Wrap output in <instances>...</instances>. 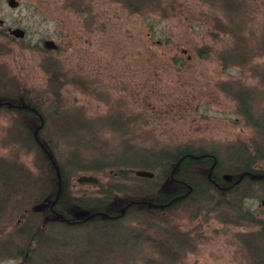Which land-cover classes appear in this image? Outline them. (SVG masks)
<instances>
[{"label":"rangeland","instance_id":"rangeland-1","mask_svg":"<svg viewBox=\"0 0 264 264\" xmlns=\"http://www.w3.org/2000/svg\"><path fill=\"white\" fill-rule=\"evenodd\" d=\"M16 1L0 0V100L40 121L0 108V264H264V172L170 210L143 196L177 187L163 167L182 149L213 152L219 178L252 158L264 171V0ZM59 166L72 215L114 214L59 219Z\"/></svg>","mask_w":264,"mask_h":264},{"label":"trees","instance_id":"trees-1","mask_svg":"<svg viewBox=\"0 0 264 264\" xmlns=\"http://www.w3.org/2000/svg\"><path fill=\"white\" fill-rule=\"evenodd\" d=\"M8 95L9 94L2 96L1 98L3 100L8 101V99L15 100L16 97H18L17 95H12V96H8ZM23 99L26 101L25 103L27 105H29L30 107L33 106V104H31V101H28L25 98H23ZM15 112L18 113L19 115L25 114V115L29 116L28 119L30 121L32 120L33 122L40 119L39 113H38V116H36L32 111L29 112L26 109L25 110L24 109L15 110ZM38 121H40V120H38ZM23 131L27 132L26 134H28L29 129L26 126H23ZM24 140H25V142L30 140L29 145L31 144V142L34 143V141L31 137H28L27 139H24ZM35 144L36 143H34V147L36 149H38V152L41 153L42 150L40 148V144L39 143H37L36 145ZM259 152H260V150H257V152H256L257 157H259V155H260ZM44 153L42 152L41 155H42L43 159H44V157H45V159H47V157ZM69 162H71V161H69ZM250 162L251 163L249 165L237 167L234 171L235 172L234 176H236V178H238L240 175L243 174L242 180L240 181L241 183L249 180V176L253 172H255V173L256 172H260V173L264 172V171H261L260 169H257V170L253 169L250 166L252 163L255 162L254 158H252V160ZM211 166H212V168H210ZM197 167L198 168L200 167L203 170L209 169V172H210L209 178L219 182V176L216 175V171L219 169V164H218L217 158L213 152H208V151H204V150H200L199 152H195L193 150L182 149V150L177 151L176 153L168 155L167 161L165 163V167H163V173L165 175V178L170 177L172 182L175 183L177 185V187H181V190L176 191L175 193L174 192L171 193L170 189H166L167 186L164 189L152 187V190H146L143 192L144 198L147 199V202H151L150 205H153V206L158 207V208H163L164 210H170L173 207L179 205V203L184 201V200L189 201V203H191V204H194V203L198 204L199 200H197L198 198H196V196L197 195H201V196L203 195V190L201 189V187H203L204 189H207V190L209 189L210 179H208L207 176L204 178L203 175L200 176L198 173H196V169H194V168H197ZM192 169H194L195 172H193ZM254 170H256V171H254ZM7 171H11V168L9 166L4 167L2 165V163L0 162V174H3ZM49 171L51 173L49 174V177L47 178L48 181L46 183V195H48V194L53 195L55 188H56L52 185V183H54L55 173L50 167H49ZM58 173H59V180H58L59 190L56 193V201H55L54 205L52 206L51 210L54 211L53 213L55 215H59V218L60 217H66V216L69 217L72 202L70 201V198L66 197L67 196L66 192H65L66 182H65V176H64V173L61 169V166H59V168H58ZM171 173H173V174H171ZM6 178H9V177H6ZM55 181H56V179H55ZM189 188H191V190H189ZM215 193L217 196L220 195L219 191H215ZM184 194H187L186 199H177V201L169 204V202L171 201V199L173 197L184 195ZM103 206L104 205L102 204V200L101 201L99 200L96 202L85 203V204H83L82 208L85 211H88L90 214H93L92 217L95 215H99L100 213L102 214V216H105V215H103L104 213H102L104 211L107 212L106 215H108V216H111L112 214H114V213H112L111 210L103 208ZM109 218H110V220H108V222L110 224H115V223H112V222H114L113 218H111V217H109Z\"/></svg>","mask_w":264,"mask_h":264},{"label":"flooded vegetation","instance_id":"flooded-vegetation-1","mask_svg":"<svg viewBox=\"0 0 264 264\" xmlns=\"http://www.w3.org/2000/svg\"><path fill=\"white\" fill-rule=\"evenodd\" d=\"M1 25H3V21L2 20H0V26ZM14 29H20V28H14ZM14 29L7 28V32L9 33L10 30H14ZM20 30H22V29H20ZM22 31H23V34H24V30H22ZM45 40H49V39H44L42 41V43ZM42 43H41V45H42ZM56 49L46 50V49H44L42 47L40 50L43 53H46V52H49V51H55ZM17 96L18 97H16L15 100L8 99V101H6V100L1 99L0 100V108L7 107L8 109H12V110H21V109L25 110L26 109L29 112L32 111L36 116H38V112L36 110L30 108V106L25 103L26 101L21 97V95H17ZM210 168H212V166ZM171 174H173V173H171ZM209 176H210V172H209V174L207 176V178L210 179L209 190L212 189L214 191H219L220 195L232 194L236 190L237 186H239V188H240V186H241L240 184H242L240 182L241 180H238L237 178H233L232 179L231 177L230 178H225V176H223V178H219V182H218L216 180H212L211 178H209ZM180 190H181V187H176L175 189H170L171 193H173V192L175 193L176 191H180ZM189 190H191V188H189ZM186 195L187 194L173 197L171 199V201L169 202V204L177 201V199H186V197H187ZM54 203L53 202L50 203V208H52ZM261 204H263V202H261ZM45 205H43V206H45ZM108 210H110V209H108ZM51 211L54 212L53 210H51ZM253 214H255L254 211L252 209H249V219H252ZM66 218H61V219L64 220V223H68V224H73V223H76V222L79 221V219L75 218L74 215H72L71 213L69 214V217L66 216Z\"/></svg>","mask_w":264,"mask_h":264},{"label":"water","instance_id":"water-1","mask_svg":"<svg viewBox=\"0 0 264 264\" xmlns=\"http://www.w3.org/2000/svg\"><path fill=\"white\" fill-rule=\"evenodd\" d=\"M7 4H8L9 7L14 8V7L17 6L18 2H17L16 0H7ZM9 33H10L11 35H13L14 37H16V38H22V37L24 36L23 31L20 30V29L10 30ZM42 47H43L44 49H46V50H51V49H56V48H57L56 44H55L52 40H45V41L42 43ZM49 159H50V161H51L53 167L56 169V166H55L53 160H52L50 157H49ZM134 174H135L136 176H138V177H145V178H151V177L153 176V174H152L151 172H149V171H145V170H137V171H135ZM246 174H247V173H246ZM249 174H250V173H249ZM251 175H252V174H250V176H251ZM230 177H231V176L228 175V174L225 175V178H230ZM242 177H243V174L240 175V176L238 177V180H241ZM76 181H77L78 183H90V184H97V182H98L97 179H95L94 177H92V176H86V175H81V176H79V177L76 179ZM54 202H55V201H53V203H54ZM86 214L89 215V216H92V215H93V214H90L88 211H82V212H76V213L74 214V217H75V218H79V217H83V216H85ZM103 215H104V214H103Z\"/></svg>","mask_w":264,"mask_h":264}]
</instances>
